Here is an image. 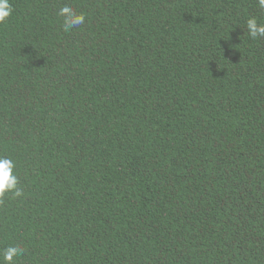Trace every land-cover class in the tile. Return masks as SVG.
Returning a JSON list of instances; mask_svg holds the SVG:
<instances>
[{
  "label": "trees",
  "instance_id": "1",
  "mask_svg": "<svg viewBox=\"0 0 264 264\" xmlns=\"http://www.w3.org/2000/svg\"><path fill=\"white\" fill-rule=\"evenodd\" d=\"M0 198L15 264H264L258 0H10ZM65 4L85 23L63 29Z\"/></svg>",
  "mask_w": 264,
  "mask_h": 264
},
{
  "label": "clouds",
  "instance_id": "2",
  "mask_svg": "<svg viewBox=\"0 0 264 264\" xmlns=\"http://www.w3.org/2000/svg\"><path fill=\"white\" fill-rule=\"evenodd\" d=\"M259 6L264 8V0H258ZM13 12L10 0H0V23H4ZM59 16L63 17L64 31H70L85 23V15L77 11L69 4H65L59 9ZM248 35L252 39L258 36H264V24L258 23L255 17L246 21ZM15 161L10 157L0 156V198L11 193L15 197L22 195V189L18 187L19 180L15 172ZM23 249L16 244L8 245L2 251L0 264H15L16 257L23 254Z\"/></svg>",
  "mask_w": 264,
  "mask_h": 264
}]
</instances>
